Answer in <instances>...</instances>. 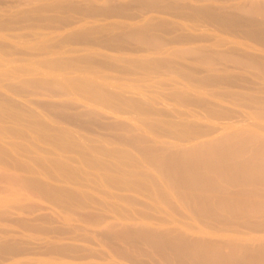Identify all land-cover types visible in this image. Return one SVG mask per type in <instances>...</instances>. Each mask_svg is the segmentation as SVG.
Returning <instances> with one entry per match:
<instances>
[{"label": "bare ground", "instance_id": "6f19581e", "mask_svg": "<svg viewBox=\"0 0 264 264\" xmlns=\"http://www.w3.org/2000/svg\"><path fill=\"white\" fill-rule=\"evenodd\" d=\"M213 1H220L222 5L189 4L190 2L185 1L183 8L200 14L226 31H242L264 45V0H238L235 4H225L227 0ZM45 9L69 12L75 10L76 6L57 0L52 4L22 10L15 18H0V27L13 23L15 19H33L32 13H40ZM108 9L110 8H95L98 12ZM35 16L39 20L50 19L48 16ZM163 25L164 23H147L109 36L107 42L120 44L131 40L159 47L162 39L150 30ZM73 35L83 34L77 32ZM40 48L44 49L45 46ZM218 55L217 57L230 61L241 70L240 75H246L245 72L253 68L255 71L251 74L262 80L260 90L207 92V87L233 86V81H244L247 75L236 77L231 74L230 66L217 67L213 61L216 56L214 58L213 54L201 49L197 57L198 66L184 64L179 67L184 74L183 79L188 80V85L176 89L172 95L184 104L199 107L204 113L189 109L181 114L193 119H148V115L154 113L150 99L125 96L112 90L106 83L96 80L94 76L58 73L63 67H74L79 62L92 68L98 67L108 61L107 57L95 58L90 55L79 59L49 58L46 63L50 70L46 75L36 80H20L21 83L46 89L53 95L80 94L90 98L94 105L109 108L104 111L119 113L123 107H128L144 121L145 128L134 122L127 124L128 127L121 122L114 125L106 123L102 121L106 112L93 107L84 112H65L64 108L69 105V100L46 103L54 111V117L64 124L82 127L85 123H93L101 129L114 130L103 133L99 139H92L65 125L56 126L43 120L34 111L1 92L0 122L12 121L10 125L1 124L0 128L30 142L38 139L48 143L50 149L42 152L57 156L36 155L34 150H38V146H33V150L30 146L26 148L17 144L21 150L33 154L32 159L48 174L61 173L65 178L73 180L85 174L84 179L90 184H106L111 188L141 194L146 200L140 203L144 207L138 212L140 215L157 211L159 207L155 203L158 201L176 213L175 201L178 200L190 215L207 228L199 229L201 235L190 236L179 227L166 228L137 222L109 224L108 229L112 228L109 235L122 239L131 247L144 244L147 246L144 251L167 264H264V134L233 126L227 132H220V128L224 127L217 125L224 114L234 112L224 105L227 102L247 108L248 114L264 112V57L261 60L252 53L236 54L232 51ZM167 64L161 60L133 61V65L143 68L167 67ZM203 71L206 72L202 74ZM9 75L0 71V86L13 90L16 88L14 83L2 84ZM248 79L253 82L249 77ZM205 94L209 97L202 96ZM159 114L168 116L165 111H160ZM201 120H208L209 123ZM125 127L132 131L130 135L122 133ZM28 130L35 136L28 135ZM164 137L173 140H165ZM123 145L129 146L133 151ZM65 153L77 155L88 169L94 171L83 170L72 164L74 158L71 155L69 159L63 160L61 157ZM5 156L6 150L0 147V159L3 160ZM25 183L45 192L65 207L72 206L85 196L93 197L91 194L74 191L75 187L53 186L35 178H28ZM171 192L174 198L170 195ZM105 194L106 197L102 199L125 200L130 203H135L137 199L129 193L109 191ZM114 202L104 200L99 204L111 208L115 207ZM115 210L122 211L119 206ZM167 217L156 219L163 224L168 222ZM177 220L183 221L179 218ZM229 230L235 231L237 236L226 237L228 234L225 231Z\"/></svg>", "mask_w": 264, "mask_h": 264}, {"label": "rangeland", "instance_id": "374dc122", "mask_svg": "<svg viewBox=\"0 0 264 264\" xmlns=\"http://www.w3.org/2000/svg\"><path fill=\"white\" fill-rule=\"evenodd\" d=\"M55 1L57 0H0V18L2 20L15 18V15L22 10L52 4ZM62 1L66 5H75L76 9L69 12L45 9L40 13H32L33 19H15L13 23L0 27V71L10 74L2 84L12 82L16 85L13 90L0 86V92L20 102L53 125H65L92 139H99L103 133L114 132L113 129H101L93 123H85L82 127L64 124L54 117V111L48 108L46 103H61L69 100L70 103L66 105L64 111L72 113L87 111L89 107L100 111L109 108L100 104L94 105L90 98L77 93L53 95L46 89L21 83L20 80H36L46 75L50 70V66L46 63L49 58L79 59L90 55L95 58L107 57L108 61L98 67L92 68L84 62H79L74 67H63L58 73L94 76L96 80L106 83L112 90L125 96L150 99L154 113H150L148 119L164 117L193 119L181 114L189 109L204 113L199 107L184 104L172 95L176 89L188 85L186 84L188 80L183 79L184 74L179 67L184 64L198 66L197 57L201 49L213 54L214 58L216 56L217 59L213 61L217 67L228 65L232 69L233 76L241 78L247 75L244 81H233V86L207 87V92H247L260 90L262 86V80L251 74L255 71L253 68L246 71V75H240L241 70L234 67L230 61L217 57L218 53L232 51L236 54L252 53L262 60L264 45L260 41L239 30L226 31L200 14L183 8L185 1L190 2L189 4L211 6L222 5L220 1ZM237 2L238 0H227L225 4ZM98 7L110 9L98 12L95 10ZM35 15L48 16L50 19L39 20ZM147 23H164L162 27L150 30L162 39L159 47L134 43L131 40L120 44L107 42L109 36ZM77 32L83 35H73ZM41 46L45 48H40ZM138 59L161 60L168 64L167 67L143 68L133 65V61ZM205 72L203 71L202 74ZM248 77L253 82H250ZM202 96L209 97L207 94ZM224 105L234 112H228L223 115L224 118H219L220 124L217 125L224 127V129L220 128V132H227L233 126L264 134L263 111L248 114V109L240 105L228 102ZM160 111H165L168 116L159 114ZM104 112L106 114L102 117V121L106 123L114 125L116 122H121L128 127L134 122L137 126L145 128L144 121L128 107H123L119 113ZM11 121L0 122V125H10ZM201 122L209 123L208 120ZM122 133L130 135L132 131L125 127ZM27 134L35 136L29 130ZM149 135L153 136L151 133ZM163 139L173 140L166 137ZM19 143L26 148L30 146L33 150V146H38L39 149L34 150L36 155L57 156L54 153L42 152L44 149H50L46 142L38 139L30 142L6 133L0 128V147L6 150V156L3 160L0 159V264H167L144 251L147 250L146 245L131 247L122 239L109 235L112 232V228L108 229L109 224L137 222L166 228L179 227L187 231L190 236L201 235L199 229L207 230L178 200L175 201L178 211L176 213L170 211L163 202L158 201L155 203L159 207L157 211L140 215L138 212L144 208L140 203L146 200L141 194L111 188L106 184L101 186L90 184L84 179L85 174L75 180L65 178L61 173L48 174L32 159L33 154L18 148ZM123 147L133 151L129 146L123 145ZM69 155L71 153H65L61 158L67 160L70 158ZM71 157L74 158L72 164L83 170L94 171L88 169L77 155L72 154ZM28 178H35L53 186L75 187L74 191L91 194L93 197L85 196L75 201L72 206L65 207L45 192L26 185L25 180ZM109 191L129 193L137 199L135 203L102 199ZM170 195L174 198L173 192ZM104 200L116 201L115 207L119 206L122 211H116L115 207L100 205L99 202ZM166 215L168 222L160 224L161 222L156 218ZM185 215L187 217H183ZM175 217L183 221L180 222ZM242 230L245 231L244 228ZM225 233L228 234L226 237L237 236L235 231L229 230Z\"/></svg>", "mask_w": 264, "mask_h": 264}]
</instances>
